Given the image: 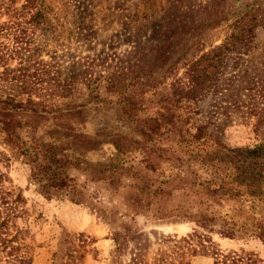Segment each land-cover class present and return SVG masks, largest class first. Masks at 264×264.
Returning a JSON list of instances; mask_svg holds the SVG:
<instances>
[{"label": "trees", "instance_id": "1", "mask_svg": "<svg viewBox=\"0 0 264 264\" xmlns=\"http://www.w3.org/2000/svg\"><path fill=\"white\" fill-rule=\"evenodd\" d=\"M262 38L264 0H0V162L26 166L47 201L75 189L68 172L76 169L87 181L129 189L124 204L134 216L153 207L155 221L195 225L180 239L163 237L172 251L158 250L152 264H187L186 254L263 264L252 252L220 249L212 236L264 243V75L252 70L238 81L246 99L261 98L246 109L257 117V145L225 146L202 107L213 100L220 108L237 84L232 73ZM89 109L111 113L117 131L81 130ZM102 143L116 153L108 162L70 156ZM132 152L142 156L137 164ZM26 206L0 170V264H33ZM131 230L112 231L110 264H148V239H130ZM57 256L54 264H76L73 250Z\"/></svg>", "mask_w": 264, "mask_h": 264}, {"label": "rangeland", "instance_id": "2", "mask_svg": "<svg viewBox=\"0 0 264 264\" xmlns=\"http://www.w3.org/2000/svg\"><path fill=\"white\" fill-rule=\"evenodd\" d=\"M263 50L264 42L256 52L244 57V63L240 69L232 73L236 75L237 84L232 92L227 93L218 102L220 106L217 108L218 110L213 107L215 105L213 100H207L202 105L205 112H209L214 121L220 125L221 142L229 148L253 147L261 141V132L256 129L257 117L248 115L250 111L246 110L250 103H260L261 98L257 96L253 100L246 99L244 95L249 92L238 84V81L249 76L252 70L256 71V76L258 73L264 75ZM232 74L228 73L227 78L232 77ZM215 110L219 113L213 115ZM85 117L80 129L86 131L90 136L94 135L93 130L97 127L113 132L117 131L111 113H99L89 109ZM126 133L137 140L139 139V136L132 130ZM130 155L135 157V164L142 159L139 152H132ZM70 156L83 159L89 164H95L108 162L116 156V153L111 144L102 143L96 150L75 149L70 151ZM3 165L6 163L0 162V170L8 172L12 186L21 189L27 199L26 207L31 217H28L25 223L32 239L27 241L34 247L33 264H54L53 254L55 252L58 253V261H56L58 263L60 262L59 258L70 250H73L77 257L76 264H110L108 259L112 249V231L125 226L132 229L129 235L130 239L137 237L138 233L145 234L143 237L146 236L148 239L144 243L145 254L148 264H152V258L158 250L172 251L170 243L162 242L163 237L176 235V239H180L195 229L193 223L170 224L155 221L151 218V214L154 213L153 207H150L148 211L140 210L138 213L141 215L134 216L133 208L124 204L125 199L131 197L129 189L109 187L105 182L87 181L85 175L76 169H70L68 172L74 179L75 189L63 190L59 195L53 196L50 201H47L34 191L32 185H29L26 166L13 161L8 163L9 167L7 168H4ZM170 167L163 162L158 165V168L164 170L165 176L169 175ZM129 182H131V178L122 179V183ZM7 186L10 185L7 183ZM78 192L82 195V198L79 196L80 201H76ZM169 199L174 203L177 202L178 193H173V197ZM106 217L113 222H110ZM22 223L24 222L22 221ZM212 237L220 249L252 252L258 255L264 264L263 242L253 238L231 240L220 239L216 235ZM67 260V257H64L63 261ZM183 262L187 264L213 263L210 257L190 256L189 254L184 256Z\"/></svg>", "mask_w": 264, "mask_h": 264}]
</instances>
